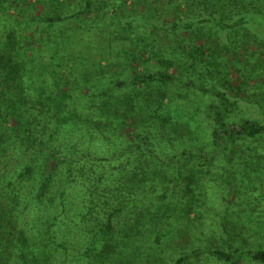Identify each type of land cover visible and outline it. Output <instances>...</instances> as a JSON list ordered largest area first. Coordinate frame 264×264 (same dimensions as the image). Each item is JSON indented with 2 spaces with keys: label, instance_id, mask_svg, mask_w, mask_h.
<instances>
[{
  "label": "trees",
  "instance_id": "trees-1",
  "mask_svg": "<svg viewBox=\"0 0 264 264\" xmlns=\"http://www.w3.org/2000/svg\"><path fill=\"white\" fill-rule=\"evenodd\" d=\"M39 5L0 9V264H127L118 253L129 252L132 264H156V244L173 242L156 225L175 205L200 207L209 167L236 141L264 136L263 123L236 120L232 98L264 84V4L171 0L172 10L146 2L139 11L141 0H81L63 17L28 12ZM105 17L108 40L85 48L106 64L50 30ZM195 92L207 99L201 112L189 107ZM255 239L157 263L264 264V232ZM174 242L185 250L182 236Z\"/></svg>",
  "mask_w": 264,
  "mask_h": 264
},
{
  "label": "rangeland",
  "instance_id": "rangeland-1",
  "mask_svg": "<svg viewBox=\"0 0 264 264\" xmlns=\"http://www.w3.org/2000/svg\"><path fill=\"white\" fill-rule=\"evenodd\" d=\"M109 1L101 0V3L107 4ZM169 1L171 0H141L143 5L139 7V11L146 8V2L150 6H158L159 10H163L164 6L167 8ZM5 2L6 0H0V9ZM44 2L46 7L42 5L36 8L28 7V12L34 15L41 14L43 17L52 15L63 17L81 8V0H44ZM129 3L130 1H128ZM253 4L263 6L264 0H253ZM102 6L105 7L103 4ZM15 7L17 12L23 10V6L20 8ZM167 9L172 10V6ZM179 17L180 20H183V18H186V15H180ZM109 22L110 20L105 17L86 26L84 25L79 32L74 27L70 29L68 23L71 22H65L50 26V30L56 41H70L68 43L72 44L70 50L72 49L76 54L82 52L84 56L90 55V60L93 59L99 61V64H106V60L96 51L95 45L93 47L90 44L89 48H85V45L91 40L96 42V47H99L102 43L105 44L109 36L106 35L104 30L110 26ZM94 23V26H99L100 28L93 27V31H89L88 28L93 26ZM102 24L104 25L102 26ZM78 26H80V23ZM46 30L50 31L47 28ZM253 52L255 53L256 49H253ZM261 55L262 52L259 51L255 55H250V57H252L253 61H257ZM232 78L237 79L238 77L233 73ZM236 81L232 82V84L236 85ZM176 90L179 91L180 88ZM191 94L189 107L194 102L193 106L198 107L201 112L202 107L207 103V99L197 92ZM191 94L189 95L191 96ZM232 98H237L239 105V110L233 115L236 120L249 119L264 124V84L247 83L243 92L233 95ZM197 134L200 133L197 132ZM250 160L255 162V167L250 166ZM210 168V174L204 179L205 184L203 188L206 189L200 190L201 195H204L202 196L203 200H201L200 207H194L192 210L187 206L181 207L175 205L169 212L170 219L168 225L166 227H162V224L156 225L157 229L169 230L173 237L172 243L156 244V251L154 253L159 258L156 259V264H158L157 262H172L180 255L189 253L191 249L198 247V245L223 248L224 239L234 240L236 243L233 244L234 246L239 245L244 248H254V244L261 241L260 239L255 242V238L258 233L262 234L264 232V136L255 140L243 139L236 141L233 149L225 153L224 159L217 161ZM189 203L194 204L192 206H196L198 202L193 198ZM156 209H158L157 205ZM188 212H190V215L187 214ZM237 221L240 224V230H235L233 227V224L237 223ZM132 225L134 224L132 223ZM177 236H182L184 239V251L174 242ZM257 244L261 245V243ZM262 245L264 248V242H262ZM143 250L150 254L148 248L143 247ZM131 253L118 254H120L122 262L132 264L131 260L128 259ZM144 260L143 264H153L152 261L148 262L149 258L147 257ZM184 264L221 263L202 260V258L198 261L193 258Z\"/></svg>",
  "mask_w": 264,
  "mask_h": 264
}]
</instances>
